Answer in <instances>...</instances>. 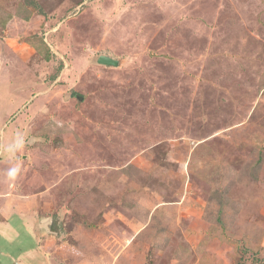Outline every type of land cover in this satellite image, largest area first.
<instances>
[{
    "label": "rangeland",
    "instance_id": "1",
    "mask_svg": "<svg viewBox=\"0 0 264 264\" xmlns=\"http://www.w3.org/2000/svg\"><path fill=\"white\" fill-rule=\"evenodd\" d=\"M0 178V264H264V0H0Z\"/></svg>",
    "mask_w": 264,
    "mask_h": 264
},
{
    "label": "crops",
    "instance_id": "2",
    "mask_svg": "<svg viewBox=\"0 0 264 264\" xmlns=\"http://www.w3.org/2000/svg\"><path fill=\"white\" fill-rule=\"evenodd\" d=\"M6 159L9 160V159H12V158L8 156V158H6ZM19 174H20V172H19ZM2 179H3V177H2ZM16 180H18V178ZM23 186L24 185H22V187ZM12 194H10V195H12ZM15 196H19V195H15ZM16 202H17V204L11 205V207L9 208V211H8V209H4V206L0 207V212H1L0 215L3 216V220L6 219V221H2L1 220L2 218L0 217V224H6V222L8 221V218H10L11 215L14 214V213H18L20 215H24L25 216L26 213H24V205L21 203L20 200H16ZM6 211H8L7 212V217H5L3 215V212H6ZM28 212H29V210H28ZM35 238H36V247L25 250L24 251L25 253L21 252L20 256L28 255V256H31V257H35L37 252L40 250L43 254H45L47 256L46 264H58L57 261H58L59 256L57 255L58 253L56 254V249L57 248H55V246L58 244V242L55 241L54 242L55 245H50V244L44 242V241H46L45 240L46 238H44V236L40 237V235H39V236H36ZM34 253H36V254H34ZM2 255H4V253ZM34 261H35L34 263L32 262L33 264H38V262H36V259H34ZM14 263L15 264H28V263H23V262L21 263L19 261L17 263L15 261ZM42 264H45V263H42Z\"/></svg>",
    "mask_w": 264,
    "mask_h": 264
},
{
    "label": "clouds",
    "instance_id": "3",
    "mask_svg": "<svg viewBox=\"0 0 264 264\" xmlns=\"http://www.w3.org/2000/svg\"><path fill=\"white\" fill-rule=\"evenodd\" d=\"M26 142H27L26 135L21 131H17L13 134L9 143L6 146H4V151L16 157V154L25 147ZM19 171H20L19 166L10 167L6 171V176L9 180H15V178L19 174Z\"/></svg>",
    "mask_w": 264,
    "mask_h": 264
},
{
    "label": "water",
    "instance_id": "4",
    "mask_svg": "<svg viewBox=\"0 0 264 264\" xmlns=\"http://www.w3.org/2000/svg\"><path fill=\"white\" fill-rule=\"evenodd\" d=\"M97 62L104 65H110V64L114 65L116 64L117 61L108 57L107 55H100L97 58Z\"/></svg>",
    "mask_w": 264,
    "mask_h": 264
},
{
    "label": "trees",
    "instance_id": "5",
    "mask_svg": "<svg viewBox=\"0 0 264 264\" xmlns=\"http://www.w3.org/2000/svg\"><path fill=\"white\" fill-rule=\"evenodd\" d=\"M12 132V131H11Z\"/></svg>",
    "mask_w": 264,
    "mask_h": 264
}]
</instances>
